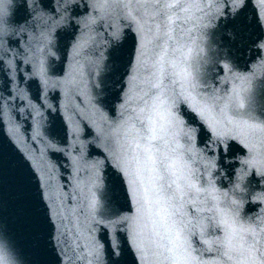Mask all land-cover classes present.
I'll return each instance as SVG.
<instances>
[{
	"label": "snow or ice",
	"instance_id": "obj_1",
	"mask_svg": "<svg viewBox=\"0 0 264 264\" xmlns=\"http://www.w3.org/2000/svg\"><path fill=\"white\" fill-rule=\"evenodd\" d=\"M249 2L0 0V264H264Z\"/></svg>",
	"mask_w": 264,
	"mask_h": 264
},
{
	"label": "water",
	"instance_id": "obj_2",
	"mask_svg": "<svg viewBox=\"0 0 264 264\" xmlns=\"http://www.w3.org/2000/svg\"><path fill=\"white\" fill-rule=\"evenodd\" d=\"M233 55L235 57V62L237 64L238 70L247 73L249 69L246 67V65L249 66L251 65V60L247 49L243 50V55H241L240 51L233 50ZM254 76H255V72H254ZM239 86L246 87V85H239ZM254 86L257 90L260 89L257 81L255 82ZM52 95H56L57 99L55 100L49 99L48 103L55 104L57 107H60L61 104H64L67 106V112L65 113L64 108H60L59 113H53L51 111H48L45 113L42 119L45 121V126L50 131H55L57 134H59L61 132V129L64 127V115L71 116L72 122L73 123L76 122L77 117L76 115L73 114V112L76 108L80 106V101L76 100L75 97L64 98L60 96L58 93H53ZM83 106L87 107L86 101L84 102Z\"/></svg>",
	"mask_w": 264,
	"mask_h": 264
}]
</instances>
